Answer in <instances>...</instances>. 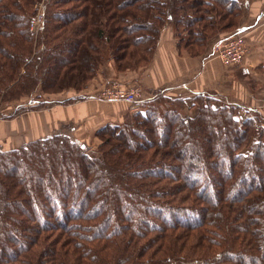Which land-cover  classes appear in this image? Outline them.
Listing matches in <instances>:
<instances>
[{"label": "trees", "instance_id": "1", "mask_svg": "<svg viewBox=\"0 0 264 264\" xmlns=\"http://www.w3.org/2000/svg\"><path fill=\"white\" fill-rule=\"evenodd\" d=\"M216 2L213 17L204 0H0L3 77L11 84L23 67L25 93L37 82L47 93L78 90L108 56L119 67L147 62L157 21L181 23L193 39L184 46L202 48L237 24V1ZM155 99L159 107L96 132L99 158L61 134L0 151V264H264V130L242 152L255 123L242 126L237 106L207 100L188 118L182 100ZM168 181L178 185L168 190ZM49 202L48 220L31 225L26 215Z\"/></svg>", "mask_w": 264, "mask_h": 264}, {"label": "rangeland", "instance_id": "2", "mask_svg": "<svg viewBox=\"0 0 264 264\" xmlns=\"http://www.w3.org/2000/svg\"><path fill=\"white\" fill-rule=\"evenodd\" d=\"M21 4L25 2V0H19ZM116 6V3L118 0H113ZM208 3L209 6L212 8L209 9V15H213L215 17L219 14V10L223 9L220 7V5L216 2V0H204ZM238 3V6L240 8L239 15L236 16L237 24L236 27L233 29L229 28V31H226L224 33H220L217 35L212 36L210 39H208L203 47H199L196 45H188L189 47L184 46V41H187V38L189 37L188 34L185 32V27L181 26V23L176 24L177 22H170V21H163L158 22V26H156L159 30V35L157 40L150 41V46L152 45L153 51L152 54L149 53L147 56H145V60L148 59L147 62L143 63H136L134 60L129 61L130 59H127L124 61L126 64L122 67H119V64L115 62L111 57H107L105 61L101 62L99 64V67L96 68V71L94 75L88 79L85 83H82V85L79 87L78 90H75L73 88H65L62 90H58V92L51 93V92H45V85L42 82H37V84L34 87V90H32L31 93H25L24 90L19 89L17 86L19 84V77L22 75L23 71L22 68L20 69V72L17 76V78H14L13 82L11 84H7V79L5 81L3 68L0 67V138H12L15 140H21V136L24 135L26 132L30 130L31 127L36 125V121H28L29 117H39L41 114L48 112V110L52 108H56L59 106L64 107H70L72 105H75L77 103L83 102L88 98L93 97L99 99L100 102H106V103H115V104H121L119 108H115L113 111V114H118V116L115 119H109L106 122H103L100 118L98 122H92V124L88 127H85V132L87 134L82 136V133L78 134V138H76L72 132L74 130H71V125H64L62 128H66L65 131H61V135H66L72 138L77 143L81 144V146H84L87 150V154L90 157H100V154L98 153V146L100 145V139L96 136V132L107 125H116L121 124L124 121H126L127 118H130L134 113H137L139 111H143L146 106H153L155 108L159 107L160 104H150L153 102L156 97V95H159L161 93L156 94V91H158V86L160 84L155 85L154 81L163 80V78H160L162 75V64L163 62H160L159 65H157V69L155 73H153V68L155 66L156 59L160 53V50L162 49L163 45L170 46L173 51L177 53L179 56H185L190 58V60H193V58H197L201 56L205 51V55L208 56V53L210 52V56L207 57V59H214L217 60L222 66L224 67H231L232 70V77L227 78V82L229 83L228 88L224 87L221 89L220 93H227L228 98L224 97L223 94H215L213 92H205V93H198V94H191L187 95L186 97L183 96H177V97H170L166 96L171 99L175 100H182L183 105L181 106L180 111L178 112L181 114L182 117H188V118H194L199 112V104L200 102H207L209 100L211 102V106L213 108H219L223 106H237L239 108L238 114L235 116V119L239 121V123L243 126L242 122L246 119L253 120L254 124V132L252 134L250 144L248 147H245L242 149V152H248L251 150V146L253 143L259 142V137H257L258 131L261 129L264 130V68L262 69V65L264 67V64L262 65H256L254 67V78L250 77V74L246 71L238 69V65L243 63V59L246 53V38L243 34V32L239 29L237 32H234L240 27L243 20H247L248 16L247 13H245L244 7L246 5L251 6V9L253 12H256V14L262 15L264 14V5L262 4L263 0H236ZM35 2V1H34ZM43 3L44 1L37 2L34 5V11L35 16L34 19H36L37 14L40 15V22L39 24H35L37 26L32 27L31 29V22H30V32L33 33L34 39L36 40V37L40 31L41 25H42V12H43ZM104 2H99L94 5L95 9L97 6L98 9H100L102 13V17L104 16L103 11V4ZM4 4V3H3ZM262 4V8L258 5ZM115 11V10H114ZM189 14V13H187ZM155 15V14H154ZM182 16V15H180ZM155 19V18H154ZM96 20V19H95ZM250 21V20H249ZM156 25V24H155ZM176 26H179L180 28L177 29ZM196 24L192 27V31L194 32V28ZM188 28V27H187ZM186 28V29H187ZM198 28V27H197ZM1 31H6L7 28L0 29ZM179 30L177 33L176 31ZM7 37L0 36V39L8 40V32L6 33ZM219 36L220 38L213 41V38ZM241 38L243 42V55L241 57L240 62L235 64H229L225 65L221 62L219 57H212L211 51L212 48H216V46L223 44L227 42L228 40L232 38ZM169 38V41H168ZM191 41H193L192 37H189ZM213 43L212 46L210 44ZM9 50L13 52H19L18 48L12 46L11 48L6 45ZM210 46V47H209ZM40 46L37 45L36 47H33L31 49V52L29 51V55L31 57L35 56L37 51H40ZM223 48H221L220 51H222ZM130 50V49H129ZM133 50V49H132ZM131 50V51H132ZM10 52V51H8ZM68 52V50H66ZM110 53L112 54V51L110 49ZM27 54V53H26ZM136 57V55H135ZM262 69V70H261ZM197 72V71H196ZM148 74V76H147ZM151 74V76L149 75ZM159 75L160 77H156L153 75ZM2 79L4 81L2 82ZM231 82H235L236 87L237 85H241L240 91L236 92L235 90L230 91V85ZM116 83L119 88H122L124 90H138V104L133 107L125 102H112L107 101L105 99H102V96L104 94V90L111 86L112 84ZM256 83L260 84V86L256 85ZM6 86V87H5ZM233 86V85H232ZM186 84L181 86V89L183 91L186 90ZM104 91V92H103ZM162 95V94H161ZM165 97V95H162ZM231 98L236 100H230ZM253 103L254 106L250 107L247 106L249 103ZM247 106V107H246ZM249 107V108H248ZM29 116V117H28ZM14 122V126L16 125V129L12 132L9 131V127H7L8 124H11ZM74 127V126H73ZM9 128V129H8ZM75 128V127H74ZM11 132V133H10ZM25 132V133H23ZM89 132V133H88ZM10 133V134H9ZM9 134V135H8ZM54 135H60V134H53L48 137H52ZM5 136V137H3ZM47 136L41 139L42 140L48 138ZM225 138V136L219 135V139ZM255 137V138H254ZM150 138V136H148ZM227 138V137H226ZM254 140L252 141V139ZM34 141H30L27 143H31ZM23 143L18 148L13 149L17 150L23 145L27 144ZM12 145V144H10ZM262 147H264V140H262ZM9 146V145H8ZM6 146L7 148H9ZM3 149V150H2ZM0 151H11L10 149H4L3 147H0ZM257 174V173H256ZM156 177L151 176L150 179H152L155 182ZM162 186H165L166 189H170V186H176L178 185V182H170L168 181L167 184H161ZM214 185L215 182H214ZM162 200V199H161ZM42 207H45L46 210H44ZM52 207V204L50 202L48 204H45V206H41L38 208V210H32L30 213H28L26 216L30 217L32 220V216L35 220H37V223L33 220L32 222H29L31 225L39 224V214L44 216V219L48 220V215L46 214L47 210H50ZM41 209V210H40ZM44 210V211H43ZM46 215V216H45ZM42 216V217H43ZM51 217V216H50ZM52 234L57 235L59 234V230H56ZM62 250V246L59 245L58 250Z\"/></svg>", "mask_w": 264, "mask_h": 264}, {"label": "crops", "instance_id": "3", "mask_svg": "<svg viewBox=\"0 0 264 264\" xmlns=\"http://www.w3.org/2000/svg\"><path fill=\"white\" fill-rule=\"evenodd\" d=\"M262 4L264 5V0L262 1ZM262 4L258 5L262 8ZM243 11L247 13L248 19L246 21L243 20L240 27L238 26L234 32H237L239 29L243 32L246 38V53L243 63L236 67L240 70L246 71L250 74V77L254 78V67L256 65L264 64V14H256V12L252 11L251 6L249 5H246ZM215 38L218 40L220 37H214L213 41ZM213 43L214 42H212L210 46H212ZM206 52L207 51H205V53ZM205 53L190 60L188 57L177 55L170 46L163 45L153 68V73H155L157 65H159L160 62L164 63H161L163 70L161 77L159 75H153V77L156 76L163 78L161 81H154L155 85L158 86V84H160V86H158L159 90L156 91V94L161 93L162 95L170 97H186L187 95L205 93L207 91L215 94H223L220 93V91L224 87L228 88L230 82H227L228 80L226 79L232 77L233 69L231 67L226 68L222 66L217 60L207 59V57L210 56V52L208 53V56L205 55ZM263 68L262 65V69ZM149 75L151 76V74ZM184 84L187 86V91L181 89V86ZM231 84L233 86L230 85V91H240V84L236 87H234V85H236L235 82H231ZM256 85L260 86L258 83H256ZM227 95V93H225V95L223 94L224 97L228 98ZM230 100L235 101L236 98H231ZM120 106L122 105L106 103L103 102V100L100 102L99 99L90 97L88 100L86 99L85 101L70 107L59 106L52 108L48 110V112L41 114L39 117L32 118L28 116V121L35 120L36 125L31 127L28 132H23L25 134L21 136L22 139L19 141L10 137L0 138V147L13 150L23 143L41 139L46 136L48 137L56 133L61 134V131H65L66 129L65 127L62 128L64 125H71V130H74L72 134L78 138L77 133H82V136L87 134L85 132V127L88 129L92 122H98L100 118H102L101 120L103 122H106L109 119H115L119 113L115 115L113 114V111ZM247 106L252 107L254 104L250 102ZM7 127H9V131L12 132V129L14 128L13 130H15L17 126H14L13 122L8 124Z\"/></svg>", "mask_w": 264, "mask_h": 264}, {"label": "built area", "instance_id": "4", "mask_svg": "<svg viewBox=\"0 0 264 264\" xmlns=\"http://www.w3.org/2000/svg\"><path fill=\"white\" fill-rule=\"evenodd\" d=\"M40 22V15L37 14L36 19L31 21L32 27L37 26ZM37 24V25H35ZM222 49V51H220ZM243 42L241 38H232L227 42L212 48V57H219L221 62L225 65L235 64L240 62L243 55ZM105 91V92H104ZM102 99L112 102H125L134 107L138 104V90H124L114 83L104 90ZM132 106V107H133Z\"/></svg>", "mask_w": 264, "mask_h": 264}]
</instances>
